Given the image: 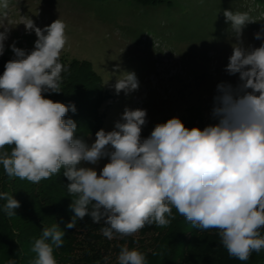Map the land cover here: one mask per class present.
Here are the masks:
<instances>
[{"label": "clouds", "instance_id": "9594fccd", "mask_svg": "<svg viewBox=\"0 0 264 264\" xmlns=\"http://www.w3.org/2000/svg\"><path fill=\"white\" fill-rule=\"evenodd\" d=\"M223 15L236 40L225 71L238 74L239 83L217 85L216 124L189 129L173 117L142 138L146 110L126 107L113 130L97 131L91 145L76 137L77 123L65 119L76 112L75 105L44 96L62 92L61 74L68 68L59 61L68 39L66 24L57 19L41 29L28 20L26 30L37 37L33 50L13 42L14 59L0 75V149L14 146L10 154L0 151L4 173L39 183L63 168L68 193L77 197L68 229L90 216L93 223L103 221L101 232L109 240L114 233L131 236L145 225L168 226L174 207L193 227L218 229L230 256L247 261L253 252L259 254L264 249V42L244 46L243 28L254 22L247 12L224 10ZM8 34V28L0 31V55ZM254 38L264 41V28ZM122 74L114 85L117 94L138 90L135 73ZM104 158L108 162L99 174L80 166ZM0 200L6 201L5 213L15 216L20 202L7 192H0ZM64 236L57 223L45 227L32 248L33 264H57L53 248L62 247ZM118 264L147 261L140 251L123 247Z\"/></svg>", "mask_w": 264, "mask_h": 264}, {"label": "rangeland", "instance_id": "374dc122", "mask_svg": "<svg viewBox=\"0 0 264 264\" xmlns=\"http://www.w3.org/2000/svg\"><path fill=\"white\" fill-rule=\"evenodd\" d=\"M4 2L0 0V31L8 28L9 34L0 59L6 63L14 59L13 42L24 50L34 48L37 37L26 30L28 20L43 29L60 19L68 38L60 58L89 62L109 92L102 105L101 129L113 130L126 107L144 109L147 123L142 138L173 117L201 130L218 122L212 116L217 85L239 83L238 74L225 71L236 40L224 10L247 12L254 20L243 28L245 47L264 42L254 38L264 28V6L256 7L252 0H172L169 5L144 7L132 0H7V8ZM124 72L135 73L139 88L117 94L114 85ZM95 139L90 136L87 144ZM107 162L104 158L97 165L81 162L80 166L95 168L99 174ZM139 235L125 239L114 234L105 263H118L128 238Z\"/></svg>", "mask_w": 264, "mask_h": 264}, {"label": "trees", "instance_id": "16d2710c", "mask_svg": "<svg viewBox=\"0 0 264 264\" xmlns=\"http://www.w3.org/2000/svg\"><path fill=\"white\" fill-rule=\"evenodd\" d=\"M132 1L143 7L172 3V0ZM252 2L256 7L264 6V0ZM59 62L68 68L61 74L62 92L54 93L51 98L45 93L44 96L54 102L75 105L76 112L69 111L65 119L71 118L77 123L76 137L87 143L88 138L96 136L104 124L102 105L110 98L109 92L89 62H67L61 58ZM5 64L6 61L1 58L0 75L5 70ZM184 125L189 129L195 127L193 123ZM13 147L5 146L0 151L10 154ZM63 172L62 168L50 178L32 183L17 177L9 178L0 165V192H7L21 205L15 210L16 215L9 217L4 211L6 201L0 200V264H8L9 261L33 264L37 258L32 251L35 241L41 238L45 227L55 223L65 232L62 247L53 248L57 264H106L105 257L111 247L109 239L101 232V228L106 226L103 221L96 224L90 216H86L83 220L77 219L75 228H66L74 215L70 205L77 197L68 193L69 181ZM172 213L175 219L168 226L145 225L139 231L140 237L128 238V248L143 253L147 264H264V249L259 254L253 252L247 261H240L230 256L223 247L218 229L193 227L174 207ZM261 235L264 236V229Z\"/></svg>", "mask_w": 264, "mask_h": 264}]
</instances>
